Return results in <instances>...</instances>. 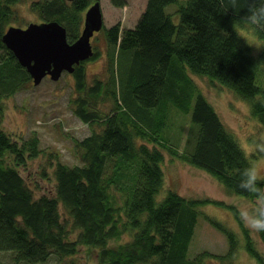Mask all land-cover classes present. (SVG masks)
I'll use <instances>...</instances> for the list:
<instances>
[{
  "label": "trees",
  "instance_id": "16d2710c",
  "mask_svg": "<svg viewBox=\"0 0 264 264\" xmlns=\"http://www.w3.org/2000/svg\"><path fill=\"white\" fill-rule=\"evenodd\" d=\"M23 1L0 0V253H10L14 264H43L54 255L74 257L87 246L99 250L98 264H205L210 256L231 264L237 234L202 212L205 204L224 203L164 190L163 163L166 154L179 158L229 194L255 202L238 187L252 157L195 81L206 78L232 92L264 129V24L246 23L247 0H236V8L229 0H147L133 27H104L105 77L90 82L86 62L72 74L71 105L92 130L75 140L79 164L55 160L50 152L52 171L41 168L54 181L53 195H37L20 172L39 156L36 132L14 137L3 124L5 100L33 80L2 41ZM90 3L34 0L31 9L41 22L58 21L73 43ZM100 54L96 50L91 60ZM201 220L226 236V254L192 252ZM243 230L248 253L264 264ZM258 235L264 244V232Z\"/></svg>",
  "mask_w": 264,
  "mask_h": 264
},
{
  "label": "rangeland",
  "instance_id": "374dc122",
  "mask_svg": "<svg viewBox=\"0 0 264 264\" xmlns=\"http://www.w3.org/2000/svg\"><path fill=\"white\" fill-rule=\"evenodd\" d=\"M33 1L25 0L16 4L19 17L12 26L26 28L30 23H41L39 15L31 9ZM97 1L102 7L104 26L110 28L120 24L122 29L131 28L138 22L147 2V0H124L126 5L120 7L114 0H91L89 7ZM86 11L83 13L82 26ZM91 40L94 50H99L101 54L97 59L86 61L90 82L94 77H99L98 75L101 78L105 77L102 74L106 58L104 28L96 32ZM72 74L63 73L58 81L48 76L39 85H35L32 80L27 89L5 100L3 124L10 133L14 137H20L36 132L41 141L39 156L30 159L27 166L20 168L21 174L37 195L55 193L54 181L44 178L41 174L44 165L50 169L48 154L55 153L58 155L54 157L55 160L59 158L71 166L79 164L74 148L75 140L88 136L92 131L76 116L71 105V100L76 96ZM195 81L217 110L226 128L234 133L247 154L252 157V163L264 169V151L260 150V146L264 145V129L251 115L249 106L229 90L219 85H212L206 78L195 77ZM163 168L164 190L175 189L186 197L210 198L224 203L225 206L205 204L202 212L221 221L237 234L238 251L231 264H256L255 259L247 251L243 230L245 227L237 212L239 207H254L256 202L229 194L210 174L179 158L166 154ZM60 209L63 212L62 207ZM247 232L264 255V244L258 232L248 229ZM77 233V231L71 233L72 239ZM123 241L125 238L112 243L116 245ZM228 248V240L221 231L207 221L199 222L192 242V252L208 250L214 254L224 255L228 252ZM98 254L99 250L96 248L79 246L74 257L61 258L54 255L43 264H68L72 260L76 264H98ZM0 264H14L10 253H0ZM205 264H223V262L218 257L210 256Z\"/></svg>",
  "mask_w": 264,
  "mask_h": 264
},
{
  "label": "water",
  "instance_id": "95a60500",
  "mask_svg": "<svg viewBox=\"0 0 264 264\" xmlns=\"http://www.w3.org/2000/svg\"><path fill=\"white\" fill-rule=\"evenodd\" d=\"M104 27L97 1L87 9L82 32L73 43L68 41L66 28L55 20L30 23L26 28L11 26L2 41L39 85L48 76L58 81L63 73L72 74L77 65L91 59L95 54L91 39Z\"/></svg>",
  "mask_w": 264,
  "mask_h": 264
},
{
  "label": "clouds",
  "instance_id": "9594fccd",
  "mask_svg": "<svg viewBox=\"0 0 264 264\" xmlns=\"http://www.w3.org/2000/svg\"><path fill=\"white\" fill-rule=\"evenodd\" d=\"M233 8H236V0H229ZM247 13L244 16L246 23L254 27L264 24V0H247ZM264 151V145L260 146ZM264 179V169L255 164H249L240 173L238 187L241 191L250 194L255 199V206H241L237 209L242 224L249 231L264 232V188L260 181Z\"/></svg>",
  "mask_w": 264,
  "mask_h": 264
},
{
  "label": "crops",
  "instance_id": "0c3cea01",
  "mask_svg": "<svg viewBox=\"0 0 264 264\" xmlns=\"http://www.w3.org/2000/svg\"><path fill=\"white\" fill-rule=\"evenodd\" d=\"M145 7V6H144Z\"/></svg>",
  "mask_w": 264,
  "mask_h": 264
}]
</instances>
